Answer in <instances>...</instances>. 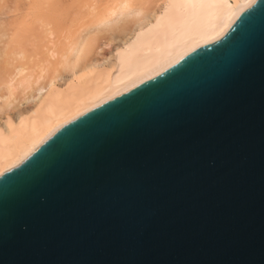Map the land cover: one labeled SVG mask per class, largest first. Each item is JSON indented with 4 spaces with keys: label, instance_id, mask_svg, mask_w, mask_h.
<instances>
[{
    "label": "water",
    "instance_id": "water-1",
    "mask_svg": "<svg viewBox=\"0 0 264 264\" xmlns=\"http://www.w3.org/2000/svg\"><path fill=\"white\" fill-rule=\"evenodd\" d=\"M0 264H264V0L1 176Z\"/></svg>",
    "mask_w": 264,
    "mask_h": 264
},
{
    "label": "bare ground",
    "instance_id": "bare-ground-1",
    "mask_svg": "<svg viewBox=\"0 0 264 264\" xmlns=\"http://www.w3.org/2000/svg\"><path fill=\"white\" fill-rule=\"evenodd\" d=\"M59 1L32 0L25 17L1 25L0 177L75 119L223 35L255 0H82L90 22L67 37L58 67L36 73L33 58L59 55L45 41L62 25ZM93 30L109 34L108 54Z\"/></svg>",
    "mask_w": 264,
    "mask_h": 264
},
{
    "label": "rangeland",
    "instance_id": "rangeland-1",
    "mask_svg": "<svg viewBox=\"0 0 264 264\" xmlns=\"http://www.w3.org/2000/svg\"><path fill=\"white\" fill-rule=\"evenodd\" d=\"M31 1L32 0H0V29L2 27L1 25L13 24L19 18L22 19L23 17H25L24 15L25 14L27 15V13L30 10L29 5L31 4ZM58 3L59 4H56L54 11H55V13H60L59 15H60V17H62V20H61L62 25H56L55 30H54L55 34L52 35V37L50 36L49 38H46L47 40L45 39V41L52 40L50 38H53L52 41H55L56 46L54 44H50V46L51 45L54 46L55 50L59 53V55H56L55 56L56 58L55 57L54 58L53 57L47 58L46 55L42 56L43 58H42L40 63L38 60L41 57L33 58L32 61L30 62V67L31 68L33 67V69L35 67L34 70L36 71V73L39 71L38 67L41 64H43L44 66L48 65L47 67H50V72H52L54 68L58 67L56 65L58 64V61L60 59V53H62L67 48V43L69 42L67 37L74 34V33L81 32L82 30H84V26H86L87 23L90 22L89 16L88 15H87L88 17L86 16V14H88V13H87V11H85L86 8L83 7L82 0H60ZM59 5H60V7L61 6L62 7L59 8ZM81 6H82V8H81ZM27 10H28V12H27ZM85 17H87V18H85ZM82 22L83 23L85 22L84 23L85 25ZM71 25H72V27H70L71 28L70 29L69 26H71ZM82 26H83V28H82ZM78 29H80V30L78 31ZM93 32L96 33L95 34L96 45L98 44V46H100V48L102 49V50H100V52L104 55L108 54L110 52V50L112 49L111 46H105V41H108L109 34L102 32V31H101V33H99L100 31H98V30L97 31L93 30ZM83 34H85V32H83ZM1 38H0V41H2V40L5 41V39H6V37L5 38L1 37ZM114 41H119V38L115 37ZM57 42H58V45H57ZM44 50L47 51L46 48ZM98 56L101 57V55H99V54H98ZM46 58L51 62V64L49 63L48 60H47L48 62L46 61ZM49 64H50V66H49ZM32 102L33 101L31 100V101L25 102L23 105L21 104L17 109H15L14 113L16 114L20 110L27 108L28 106L31 105ZM0 103H2L1 99H0Z\"/></svg>",
    "mask_w": 264,
    "mask_h": 264
}]
</instances>
